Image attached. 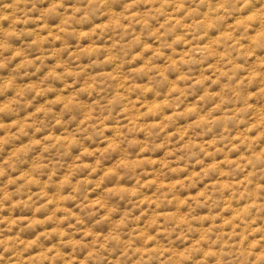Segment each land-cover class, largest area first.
I'll return each mask as SVG.
<instances>
[{
    "label": "clouds",
    "instance_id": "9594fccd",
    "mask_svg": "<svg viewBox=\"0 0 264 264\" xmlns=\"http://www.w3.org/2000/svg\"><path fill=\"white\" fill-rule=\"evenodd\" d=\"M0 264H264V0H0Z\"/></svg>",
    "mask_w": 264,
    "mask_h": 264
}]
</instances>
